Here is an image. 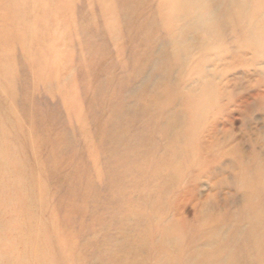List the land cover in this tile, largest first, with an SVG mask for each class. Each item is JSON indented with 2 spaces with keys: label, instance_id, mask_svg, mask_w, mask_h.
<instances>
[{
  "label": "rangeland",
  "instance_id": "obj_1",
  "mask_svg": "<svg viewBox=\"0 0 264 264\" xmlns=\"http://www.w3.org/2000/svg\"><path fill=\"white\" fill-rule=\"evenodd\" d=\"M0 264H264V0H0Z\"/></svg>",
  "mask_w": 264,
  "mask_h": 264
}]
</instances>
